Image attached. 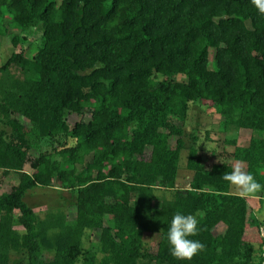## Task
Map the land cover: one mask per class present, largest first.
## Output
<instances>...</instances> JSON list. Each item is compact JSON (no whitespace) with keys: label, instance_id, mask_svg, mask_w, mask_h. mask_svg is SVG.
<instances>
[{"label":"trees","instance_id":"16d2710c","mask_svg":"<svg viewBox=\"0 0 264 264\" xmlns=\"http://www.w3.org/2000/svg\"><path fill=\"white\" fill-rule=\"evenodd\" d=\"M10 29L15 46L36 41L0 65V173L18 174L0 192V264H264V188L226 180L233 163L207 168L171 120L201 101L223 129H250L246 145L225 141L264 185V14L251 0H0V35ZM37 191L56 195L42 213L26 201ZM176 212L198 220L189 238L205 247L190 260L166 240Z\"/></svg>","mask_w":264,"mask_h":264},{"label":"rangeland","instance_id":"374dc122","mask_svg":"<svg viewBox=\"0 0 264 264\" xmlns=\"http://www.w3.org/2000/svg\"><path fill=\"white\" fill-rule=\"evenodd\" d=\"M60 1V0H56ZM12 32L10 29L9 32L1 36L0 35V65L5 62V60L9 57L11 52L20 51L22 50L25 55H29L30 52L34 50L35 41H36V35L33 34L30 36V42L24 43V44H18L17 46L12 44L11 38L9 34ZM16 69L12 67V71H15ZM178 79H184L182 77H177ZM16 118H18L22 123L25 125H30V122L23 116L19 114H14ZM1 118V116H0ZM90 118V110L85 109L82 113H75L72 111H68L65 115V119L67 122L72 125L75 121L78 120H88ZM220 115L213 109L207 107V105L203 104L201 101L192 102L190 104V110L185 119L172 116L171 120L173 123L178 125H183L187 131L184 135V148L185 150H188V148L192 145H199L204 149L202 151V162L204 165L209 168L214 163L219 162H230L233 163L234 168L236 166H240L244 170V166L241 165L238 162H234L232 159V151H233V144L227 143L225 141V137H233L235 136L236 143L240 145H244L248 143L251 131L247 128H241V129H234V128H228L223 129L220 125ZM3 129L7 133H10V128L7 126H4L0 120V130ZM176 136H172L170 139V143L173 146L175 144ZM68 145L73 144L74 140L67 138L65 141ZM43 149H51V146L49 143L45 142ZM38 153L37 150L31 149L28 152L29 159H32L34 156H36ZM184 153H186L184 151ZM184 155V154H183ZM149 156V149L146 151L144 157ZM90 155L86 156V159L88 160ZM183 164H185V161L183 160ZM182 164V165H183ZM24 169L27 171H31V168L29 166V162H27L24 166ZM1 174V173H0ZM189 174L188 170L185 169L184 165L181 167L179 171V183L183 184V182L186 179V176ZM7 176L4 178V180H1L0 183V191L9 190L13 184L17 183V174L15 172H8L6 174ZM2 177V175H0ZM54 185H58L57 181L53 182ZM56 198V195L53 192H48L47 194H40V192H33L32 195L26 196V201L29 204H34V210L41 211L45 209L44 201H51ZM257 197L250 196L249 202L251 206H253L255 209L257 208ZM42 203V204H41ZM257 213V212H256ZM257 215L264 219V210H261L260 213ZM67 216L68 220L72 221L75 218V207L74 206H67ZM109 222V218L105 216V223ZM15 227L20 228L21 225L17 224L15 222ZM223 226L219 225L218 230H222ZM261 233L264 235V223L261 226ZM99 230L94 231L91 236V242H96L98 240ZM157 240H158V234L153 235L151 237L149 247L152 251L156 250L157 247ZM44 257H48L47 253L43 254Z\"/></svg>","mask_w":264,"mask_h":264},{"label":"clouds","instance_id":"9594fccd","mask_svg":"<svg viewBox=\"0 0 264 264\" xmlns=\"http://www.w3.org/2000/svg\"><path fill=\"white\" fill-rule=\"evenodd\" d=\"M251 2L260 14H264V0H251ZM224 178L243 191L256 192L264 188V185H261L251 173L244 171L240 166L226 173ZM168 199L172 200V197L169 196ZM197 232L196 216L176 212L171 217L166 232L171 254L180 260H190L203 250L205 245L200 240L189 238L195 236Z\"/></svg>","mask_w":264,"mask_h":264},{"label":"crops","instance_id":"0c3cea01","mask_svg":"<svg viewBox=\"0 0 264 264\" xmlns=\"http://www.w3.org/2000/svg\"><path fill=\"white\" fill-rule=\"evenodd\" d=\"M244 145H246V144H244ZM233 159V158H232ZM230 163V162H229ZM9 172H14V171H9ZM16 173V172H15ZM17 174V173H16ZM1 175V174H0ZM7 175H5V176H0V183H1V180H4V178L6 177ZM17 176H18V174H17ZM17 181H18V178H17ZM0 192H2V191H0ZM249 199H250V196H248V201H249Z\"/></svg>","mask_w":264,"mask_h":264}]
</instances>
